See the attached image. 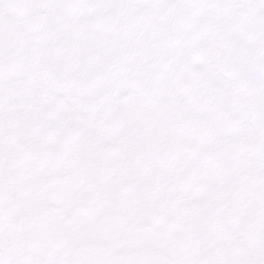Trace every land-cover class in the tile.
Returning <instances> with one entry per match:
<instances>
[{"label":"flooded vegetation","instance_id":"af4514ba","mask_svg":"<svg viewBox=\"0 0 264 264\" xmlns=\"http://www.w3.org/2000/svg\"><path fill=\"white\" fill-rule=\"evenodd\" d=\"M129 1L131 5L122 12L90 22L101 0H28V14L47 5L41 12L45 28L36 30L26 25V16L9 7V0H2L3 12L13 17L22 32L41 35L43 48L28 55L27 50L22 51L20 67L10 63L12 73L0 71V166L4 167L7 156L16 168L11 172L13 178L0 181V206L7 217L0 230L9 226L17 229L16 207L21 196L29 192L32 205L47 210L31 219L30 229L37 236L33 251H46L34 259L61 247L68 254V243L61 242L62 236L73 233L77 214L92 216L87 210H78L84 208V195L71 187L78 182L76 173L86 175L85 182L103 186L104 207L112 212L110 220L116 221L118 200L126 194L120 182L124 171L134 167L140 178L144 173L171 177L168 182H152L147 189H156L160 213L173 219L175 214L185 227L174 236V228L165 219L160 223L155 219L157 225L140 230L134 242L131 238L124 241L121 232L131 226L129 217L117 237L116 224L107 226L108 240L115 250H164L174 264H216L205 256L209 251L223 250L220 256L224 258L218 264L231 260L239 264V242L250 251L264 245V182L260 185L252 179L250 167V149L260 121L248 98L243 102L213 91L234 86L240 92H250L264 82V61L244 47L238 32L229 37L228 6L236 13L249 9H242L237 0H208L204 9L186 10L176 0L171 19L162 17L150 25L143 0ZM244 1H250L257 11L264 5L263 0ZM257 13L253 12L254 18ZM185 40L192 41L193 49L190 54L185 52L183 59L176 57L177 65L171 67L174 78L169 79L165 49L170 42ZM229 42L252 68L245 79L234 81L221 73L210 76L209 57L217 60L219 68L228 70L222 66V53ZM207 47L209 54L204 56L202 50ZM222 77L227 81L225 87L220 84ZM102 91L106 97L101 104ZM116 96L122 97L124 106L111 114L110 123L107 119L102 122V114L112 112ZM162 107L169 109L167 125L174 135L168 163L155 165L148 160L143 143L149 114ZM101 132L112 146L103 149L104 159L96 155L102 148ZM202 139L206 140L197 146ZM122 143L128 149L126 157L119 149ZM42 162L49 168H42ZM22 165L27 172L22 171ZM204 165L214 171L218 182H205ZM212 184L224 188L218 201L211 195ZM19 189L15 196L13 191ZM43 193L49 195L50 203L37 204V196ZM230 194L243 204L247 218L251 204L263 211L253 213L251 225L240 223L239 239L233 234H223L224 240L212 239L210 227L227 224L236 214ZM74 200L77 206L71 202ZM158 228L169 237L159 230L158 234ZM48 238L50 242L44 243ZM185 239L186 244L178 243Z\"/></svg>","mask_w":264,"mask_h":264},{"label":"snow or ice","instance_id":"6c2138e0","mask_svg":"<svg viewBox=\"0 0 264 264\" xmlns=\"http://www.w3.org/2000/svg\"><path fill=\"white\" fill-rule=\"evenodd\" d=\"M169 48L174 51H185L186 54H190L193 49V43L191 40H185L183 43H169ZM41 167L48 169L49 165L45 162L41 163ZM37 204L50 203V198L47 193H43L37 196ZM5 209L0 206V227L6 223ZM28 264H97V261L85 256L74 257L66 254L63 247L58 248L53 254L40 258L39 260H31ZM239 264H264V245H259L255 249L251 250L248 256L242 259Z\"/></svg>","mask_w":264,"mask_h":264},{"label":"water","instance_id":"95a60500","mask_svg":"<svg viewBox=\"0 0 264 264\" xmlns=\"http://www.w3.org/2000/svg\"><path fill=\"white\" fill-rule=\"evenodd\" d=\"M263 100H264V94H263Z\"/></svg>","mask_w":264,"mask_h":264}]
</instances>
